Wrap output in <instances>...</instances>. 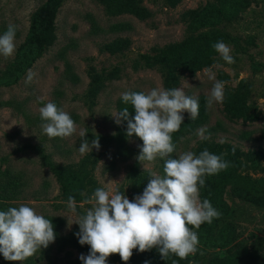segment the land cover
<instances>
[{
  "label": "rangeland",
  "instance_id": "rangeland-1",
  "mask_svg": "<svg viewBox=\"0 0 264 264\" xmlns=\"http://www.w3.org/2000/svg\"><path fill=\"white\" fill-rule=\"evenodd\" d=\"M45 1L0 0V35L9 24L16 26L15 52L7 59L0 56V72L14 61L17 49L28 35L32 14ZM141 1L150 12L145 20L128 13L111 15L98 0H67L57 18V41L31 68L35 73L31 83H25L27 72L18 83L0 88V207L21 204L32 207L37 214L51 220L56 235L48 248L23 262L7 261L0 254V264H83L80 255L89 253L90 246L80 245L75 235L79 226L71 224L80 215L77 209L73 212L68 208L47 161L75 166L90 157L86 163L96 188L89 183L85 186L86 199L76 204L82 212L92 207L88 201L97 188H104L110 194L122 191L130 201L142 194L134 190L130 180L137 166L142 173L163 175L164 160L145 162L144 168L139 163L136 157L140 152L138 145L142 143L133 137L127 138L121 149L116 143H107L85 155L78 151L82 130L87 132L89 141L96 136H116L122 124L117 125L112 115L118 112L117 103L123 92L165 89L161 67L143 68L136 65V60L141 54L194 34L190 29L191 13L216 2ZM218 28L227 30L239 43L238 49L231 43L226 44L235 63L228 64L217 54L216 62L209 68L195 73L179 72L177 87L184 88L186 95L198 101L203 98L208 116L193 134L177 144L172 158L187 151L196 154L204 142H214L230 145L232 150L240 152L241 163L231 165L235 175H228V168L218 173L217 192L229 216L221 220V227L209 240L197 232L198 250L190 254L194 259L191 264H214L229 250L241 251L249 261L254 258L253 264L256 261L264 264V159L254 155L264 152V67L257 72L253 68L254 63L264 65V0H247V5L233 20L220 23ZM118 40H128L129 48L118 54L108 53L105 47ZM91 68L99 73L119 69L117 78L108 77L95 99L87 95ZM70 70L72 74L68 73ZM210 76L214 79H209ZM244 80L252 88L246 107L250 115L257 117L255 120L230 117L223 103L206 107L215 81L225 83V94L226 89H237ZM48 102L70 115L76 127L73 135L50 139L43 133L39 109ZM183 116V122L190 119L187 112ZM200 129L205 130L203 136L207 139L198 135ZM188 227L197 231L191 225ZM117 257V254L110 255L106 264H121Z\"/></svg>",
  "mask_w": 264,
  "mask_h": 264
},
{
  "label": "clouds",
  "instance_id": "clouds-1",
  "mask_svg": "<svg viewBox=\"0 0 264 264\" xmlns=\"http://www.w3.org/2000/svg\"><path fill=\"white\" fill-rule=\"evenodd\" d=\"M15 35L13 24L0 35V56L5 59L15 52ZM212 47L223 61L235 63L231 49L222 40L213 43ZM34 75L29 69L25 83H31ZM224 87L223 81L214 82L206 107L223 103ZM121 100L125 105H131L135 114L131 116L129 108L124 107L112 115L115 123L121 125L126 121V136L135 135L142 140L136 159L143 168L145 162H154L157 158L164 160L163 175L152 172L143 193L132 201L122 191L110 194L104 188H97L92 200L88 201L92 207L71 223L79 226L75 235L80 245L90 246L88 255L81 254L79 259L83 264H106L110 255L119 254L126 264L133 249L143 253L153 248L163 260L170 254L185 259L197 252L199 244L197 232L190 230L188 225L199 229L203 223L211 224L221 215L208 199L200 201L199 188L205 185L204 177L226 170L230 163L207 149L199 155L187 151L172 158L171 154L176 150L172 133L180 129L183 113H189L190 120L199 115L198 99L186 95L184 88H153L147 93L125 91ZM39 112L42 131L50 139L67 138L76 132L73 119L55 103L48 102ZM204 131L198 130V135L207 139L203 136ZM86 134L84 130L79 133L81 155L100 148L99 137L89 141ZM67 205L75 212L73 196L68 197ZM55 238L51 220L28 205L0 211V254L7 261L23 262L37 251L48 248ZM173 264L177 262L173 260Z\"/></svg>",
  "mask_w": 264,
  "mask_h": 264
},
{
  "label": "trees",
  "instance_id": "trees-1",
  "mask_svg": "<svg viewBox=\"0 0 264 264\" xmlns=\"http://www.w3.org/2000/svg\"><path fill=\"white\" fill-rule=\"evenodd\" d=\"M67 0H46L31 16V25L28 35L25 41L19 46L16 52V56L13 62L8 64L5 70L0 72V88L3 86H11L18 83L31 69L34 64L41 59L51 47H53L57 41V18L58 14ZM105 6L106 11L111 15L120 14H133L141 20H145L150 17V12L142 4L141 0H98ZM180 0H177V2ZM215 3H209L200 10H195L191 13L190 29L194 34L179 41L166 45L161 49H156L151 53L141 54L136 60V65L143 68L153 69L161 67L164 76V88L172 89L177 88L179 85V72L187 71L191 73L199 72L205 68L211 67L216 61L215 56L218 54L212 47L213 43L218 40H222L225 44H233L237 49L239 43L236 38L230 34L227 30L219 29L220 23L233 20V17L247 5V0H215ZM208 29V31H204ZM130 46L128 40H118L105 47V50L110 54H118L125 51ZM264 67L261 63H254V71H260ZM71 69V68H69ZM119 69L115 68L111 73L107 70H103L101 73L96 71L95 68H91L90 72V84L88 97L95 99L99 92L103 88V84L110 76L117 78ZM72 74V70L68 71ZM110 73V74H107ZM75 80H78L77 76H74ZM252 88L247 81H242L237 89H226L224 94L223 105L226 113L235 119L243 118L244 120L253 121L257 117L250 115L248 107H246V100L250 98ZM133 92H142L135 90ZM124 107H128L130 115L134 116L131 105H125L120 99L117 103L118 112ZM207 113L205 109L204 99L199 100V115L195 120H187L183 122L180 129L177 132L172 133L173 143L177 144L186 136L193 134L197 128L204 124L207 120ZM126 128L127 122L124 121L121 127L118 129V133L113 138H106L104 136L99 137V144L116 143L121 149L124 148V142L126 141ZM140 143H143L135 135L132 136ZM177 148V147H176ZM204 149H207L210 153L221 155L222 159L230 163L228 168L230 176L235 175V171H231V165H238L240 162L241 153L232 150L230 145H220L214 142H204L200 145L196 151V155H199ZM174 154V153H172ZM171 154V155H172ZM233 155V156H232ZM260 160L264 159V152L255 153ZM90 160L87 157L86 162ZM83 161L79 165L75 166H62L47 161L51 172L56 177L62 192L64 200L68 201L69 196H73L76 204L86 199L84 193L85 186L89 183L96 188L95 180L93 179L92 171L88 170L89 161L86 163ZM135 167L130 180L132 187L136 192H143L147 186L150 178V173H142ZM227 170V169H226ZM231 171V172H230ZM205 185L199 188L200 201L208 199L211 205L218 210L220 217L214 218L211 224L207 222L203 223L196 232L200 233V236L204 239L206 237L209 240L212 237V233L220 228L222 219L228 218V210L225 204L221 201V196L218 194L217 185L219 182V174L206 175L204 177ZM89 191V190H88ZM88 193H91L89 191ZM7 208L0 207L2 211H7ZM79 215H83L78 206H76ZM221 230H224L221 228ZM241 251L235 253L232 250L228 251V254L217 260L214 264H253L255 261L246 260L241 255ZM117 261L121 264H125L122 261L119 254H117ZM173 260L177 264H191L194 261L193 257L189 255L185 259H180L174 254H170L167 260H163L156 248L150 251L140 253L137 249H133V255L130 257L126 264H173ZM6 264H14L7 262ZM255 264H261L256 261Z\"/></svg>",
  "mask_w": 264,
  "mask_h": 264
}]
</instances>
